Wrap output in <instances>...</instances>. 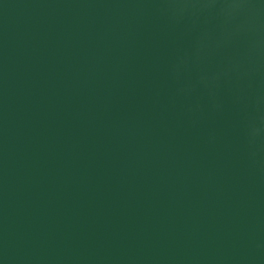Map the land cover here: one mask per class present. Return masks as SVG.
I'll use <instances>...</instances> for the list:
<instances>
[{
  "label": "water",
  "instance_id": "1",
  "mask_svg": "<svg viewBox=\"0 0 264 264\" xmlns=\"http://www.w3.org/2000/svg\"><path fill=\"white\" fill-rule=\"evenodd\" d=\"M253 6L237 34L161 0H0V264H264Z\"/></svg>",
  "mask_w": 264,
  "mask_h": 264
},
{
  "label": "clouds",
  "instance_id": "2",
  "mask_svg": "<svg viewBox=\"0 0 264 264\" xmlns=\"http://www.w3.org/2000/svg\"><path fill=\"white\" fill-rule=\"evenodd\" d=\"M162 4L175 12L181 10L180 19H195L201 14L218 19L225 31L232 33L251 34L257 32L258 13L253 0H161ZM215 5H220L217 9ZM255 44V41L252 42ZM176 65L172 72L175 75ZM203 80V77H201ZM185 89L178 88L181 93ZM244 134L249 149L257 155L264 150V93H258L250 101V110L246 109L243 121Z\"/></svg>",
  "mask_w": 264,
  "mask_h": 264
}]
</instances>
